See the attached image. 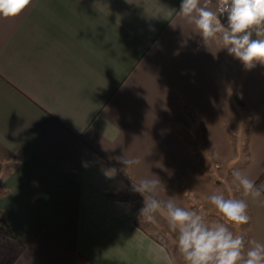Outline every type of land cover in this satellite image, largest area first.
<instances>
[{"label": "crops", "instance_id": "1", "mask_svg": "<svg viewBox=\"0 0 264 264\" xmlns=\"http://www.w3.org/2000/svg\"><path fill=\"white\" fill-rule=\"evenodd\" d=\"M180 4L31 0L0 18V212L13 235L0 264H176L128 194L116 195L131 183L91 152L134 183L159 179V199L211 225L200 208L215 209L208 197L220 190L201 176L200 146L239 159L224 127L233 92L250 117L239 171L264 174V67L245 69L218 39L206 46ZM121 157L141 163L124 169ZM246 202L247 249L264 243V193Z\"/></svg>", "mask_w": 264, "mask_h": 264}, {"label": "clouds", "instance_id": "2", "mask_svg": "<svg viewBox=\"0 0 264 264\" xmlns=\"http://www.w3.org/2000/svg\"><path fill=\"white\" fill-rule=\"evenodd\" d=\"M30 4L31 0H0V18H14ZM179 14L194 25L206 46L218 39L245 69L264 65V0H181ZM224 14L227 26L220 20ZM119 160L124 169L141 163L140 158ZM115 172L113 168L106 175L111 178ZM232 177L242 198L226 197L223 192L209 196L208 201L220 216L211 225L202 213L178 206L171 198L159 199V179L131 183V190L143 197L138 218L156 224L157 215H162L170 232L176 234V249L184 264H264V243L248 241L251 246L246 249L245 236L234 234L230 227L250 222L246 200L259 198L264 187L257 186L239 170H233Z\"/></svg>", "mask_w": 264, "mask_h": 264}, {"label": "rangeland", "instance_id": "3", "mask_svg": "<svg viewBox=\"0 0 264 264\" xmlns=\"http://www.w3.org/2000/svg\"><path fill=\"white\" fill-rule=\"evenodd\" d=\"M256 37L253 36V39ZM233 101H234V108H233V117L232 122L229 124H226L225 132L227 134L228 143L231 144L232 148L237 145V148L239 150V155L236 161L233 163L225 160H219L217 157H215V153L213 152L212 148L202 147L200 146L201 155L204 156L201 159V162L203 164V173L202 178L205 181H210L213 184H216L217 187H219L220 192H223L225 196H233L236 198H242L240 196V191L235 187L236 182L234 181L232 177V171L233 170H240L246 165V148H247V141H248V130H249V123H250V117L249 113H247L241 102L237 101L236 93L233 92L232 94ZM236 99V101H235ZM201 128V127H200ZM3 190H0L2 192ZM123 193H117L116 195L124 196V194H128L127 197L130 201H132L136 207L137 212L138 210L143 206V197L139 193H131L124 190ZM188 194V193H187ZM189 198L191 196L189 195ZM199 204V203H198ZM204 205L201 211H210L209 214L212 216H215L216 220L220 219L219 213L215 209H211V206ZM141 226H143L147 231L151 232L152 234H155L159 237L162 243H164L167 248L172 252L173 260L176 262V264H184L182 257L178 253L176 249V234L170 232L168 228L167 222L162 219L159 215H157V223L152 224L149 223L143 219H139ZM248 225H241V226H231V230L234 232V234L240 235L243 234L246 235L247 227ZM5 235L3 232L0 231V255L4 254V251L2 249H5L7 247V244H5L4 237ZM4 260V257H0V261Z\"/></svg>", "mask_w": 264, "mask_h": 264}, {"label": "trees", "instance_id": "4", "mask_svg": "<svg viewBox=\"0 0 264 264\" xmlns=\"http://www.w3.org/2000/svg\"><path fill=\"white\" fill-rule=\"evenodd\" d=\"M264 67V65H263ZM236 100V99H235ZM91 156L92 158L95 160V162H97L99 165H101L103 168L107 169V170H111L113 168L116 169L115 174L117 176H119L121 179H123L124 181H126L127 183H132L133 180L130 177L129 172L124 171L122 168H120L118 165L113 164V163H109L108 161L104 160L103 158H101L99 155H97L95 152H91ZM264 176V174L255 182L256 185H259V182L261 181L262 177ZM202 179V178H201ZM5 192L2 191L0 192V195L4 194ZM249 225V223L247 224ZM0 231L3 232V234L10 238L13 239V235L10 231V228L6 222V218H5V214L3 212H0Z\"/></svg>", "mask_w": 264, "mask_h": 264}, {"label": "built area", "instance_id": "5", "mask_svg": "<svg viewBox=\"0 0 264 264\" xmlns=\"http://www.w3.org/2000/svg\"><path fill=\"white\" fill-rule=\"evenodd\" d=\"M221 23L227 26V14L220 17Z\"/></svg>", "mask_w": 264, "mask_h": 264}]
</instances>
